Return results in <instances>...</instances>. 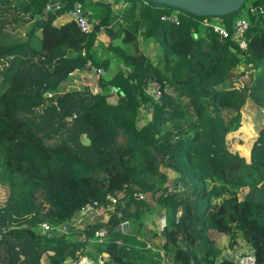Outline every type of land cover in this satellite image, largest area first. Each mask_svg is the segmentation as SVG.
I'll use <instances>...</instances> for the list:
<instances>
[{
  "label": "trees",
  "instance_id": "1",
  "mask_svg": "<svg viewBox=\"0 0 264 264\" xmlns=\"http://www.w3.org/2000/svg\"><path fill=\"white\" fill-rule=\"evenodd\" d=\"M248 1L221 16L223 37L213 17L149 0H0V264H76L91 246L107 254L98 264H234L224 251L240 242L264 264V126L253 139L232 135L246 105L264 108V0L246 47L233 38ZM77 3L91 14L88 33L54 22ZM20 26L25 40L13 34ZM140 38L158 44L155 60ZM93 68L101 93L66 89L72 71ZM95 202L107 219L81 226Z\"/></svg>",
  "mask_w": 264,
  "mask_h": 264
},
{
  "label": "rangeland",
  "instance_id": "2",
  "mask_svg": "<svg viewBox=\"0 0 264 264\" xmlns=\"http://www.w3.org/2000/svg\"><path fill=\"white\" fill-rule=\"evenodd\" d=\"M255 4V0H249L248 1V5L254 7ZM124 3L121 2L120 4H113L112 9L113 10H117L120 11L123 7ZM69 8L67 9V11H65L62 15L60 16H56L55 18V22L56 24H60L64 21L70 20V16H68L69 14ZM243 11V10H242ZM221 17H213L212 20L216 23L222 24L220 21L222 19H220ZM234 22V20H233ZM224 25V24H223ZM13 34L19 38H21L22 40H25L27 38V35L25 34V30L23 29L22 26L18 27L16 30L13 31ZM37 34L39 36H42L41 30L37 32ZM98 39L100 42H103L105 45L107 44L108 40H109V35H107L104 31L99 32L98 34ZM140 41V47L142 49V51L146 54V56L150 59V60H155L156 59V54L158 53L160 47L158 46V44L155 42V40L153 39H148L145 40L143 38L139 39ZM111 58H115L116 56L114 54L111 55ZM87 78V79H85ZM64 82H62L63 85ZM66 89L69 91L75 90V89H84V88H88L90 92L95 93L94 92V86H97L100 88V85L98 84V75L93 72V70H91L90 72H84L82 70H80L79 72H77L76 74H74L69 80L66 81ZM92 83V85L90 84ZM150 87V86H149ZM148 87V88H149ZM100 93H101V89H100ZM46 98H50L49 95H44ZM117 100V96L116 94H114L113 92L111 93V96L109 98V102H116ZM38 114H44V112L38 110L36 111ZM227 113H224V116L227 117ZM147 118L146 113L141 110L140 111V116H139V124L142 123L145 119ZM227 119V118H226ZM39 121V119H38ZM264 126V108L262 107H258L255 105H246L242 111V120H241V126L239 127V129L237 131H235L232 135L233 137L236 138L238 132L242 131L243 133H245L247 135V137L249 139H253L256 138L258 136V130ZM42 127V126H41ZM51 130V128H50ZM48 127L44 126L42 128H40V132L42 133V131H50ZM37 132V129H36ZM40 137H42V134H38ZM236 143V142H235ZM235 145H239V144H235ZM241 146V145H239ZM240 149H242L245 153H249V151L247 152V149L244 148V146L239 147ZM178 183V182H176ZM175 185V184H174ZM179 185V184H178ZM171 185H168V190L170 191ZM174 188V187H173ZM8 195V190L7 188L0 186V202H3L6 197ZM143 200H145L147 203L152 204L153 205V200L152 197L150 195V193L144 194L143 197L141 198ZM99 214V213H103L101 210L100 211H93L91 213H88L82 217H85L87 215L90 214ZM152 217L148 218V221L151 220ZM163 221V217L159 214V218L156 219V223L158 224L157 226L154 225L155 227L159 228V224H161ZM219 235V239H220V243L223 244H227V236L221 233H217L212 231L210 233L212 238H217L216 236Z\"/></svg>",
  "mask_w": 264,
  "mask_h": 264
},
{
  "label": "built area",
  "instance_id": "3",
  "mask_svg": "<svg viewBox=\"0 0 264 264\" xmlns=\"http://www.w3.org/2000/svg\"><path fill=\"white\" fill-rule=\"evenodd\" d=\"M108 1L113 2V0H108ZM59 6H60V4L56 3V2L48 3L46 6V10L57 8ZM253 9L254 8L252 6H248V9H243L241 14L236 16V18L233 22V38H235L238 41L241 48L246 47V41L244 39V35H245L246 30L248 29L249 15L253 14ZM69 13H70V19H72L76 22V24L79 27L81 32L88 33L91 31V24L88 23V16L86 13L83 12L80 4H78V3L74 4L72 9H70ZM163 18H166V17L163 16ZM169 20L172 22L178 23L177 18L175 16L169 17ZM220 22L222 24L216 23L212 20L211 22H209L207 24L210 25L212 27L213 31L217 32L219 35H221L223 37L228 36V30L226 29L225 25H223L224 23L222 21H220ZM79 71H80L79 69H75L74 71H72L70 73V75H71L70 77H72L74 74H76ZM93 71L98 76L104 74V72L101 68H93ZM93 89H94L95 93H100L99 87L94 86ZM147 93L150 94L151 96H153L154 99H158L161 95V91H160L157 84H152L147 89ZM48 95L50 96V94H48ZM121 197H122V194L120 192L114 196H109V201L111 204L110 208L113 209L117 205L118 200ZM99 210H100V208L97 207L96 202L92 203V204H86L83 207V209L81 210L80 215H86V214L91 213L93 211L98 212ZM178 218H179V212H177V214H176V220H178ZM41 229L49 231L51 229V227L47 223H42ZM64 229H65V227H63V230ZM103 233H105V231H99L98 232V234H103ZM233 262H234V264H259L257 262L256 257H255L253 252H242V253L236 255L235 257H233Z\"/></svg>",
  "mask_w": 264,
  "mask_h": 264
},
{
  "label": "water",
  "instance_id": "4",
  "mask_svg": "<svg viewBox=\"0 0 264 264\" xmlns=\"http://www.w3.org/2000/svg\"><path fill=\"white\" fill-rule=\"evenodd\" d=\"M152 2L162 3L171 7L186 10L196 16L221 17L241 9L246 0H149ZM88 23L91 24V14H88ZM147 81H145V84ZM119 95V93H117ZM178 183H175L174 190L177 189ZM181 188V183H179ZM114 242L108 244L106 249L116 246Z\"/></svg>",
  "mask_w": 264,
  "mask_h": 264
},
{
  "label": "crops",
  "instance_id": "5",
  "mask_svg": "<svg viewBox=\"0 0 264 264\" xmlns=\"http://www.w3.org/2000/svg\"><path fill=\"white\" fill-rule=\"evenodd\" d=\"M68 16H70V13L68 14ZM55 24H56V22H55ZM90 84L92 85V83H90ZM106 214L107 213L103 212L102 214L101 213H99V214L98 213L97 214H90V215H87L85 217H82L84 215H80L79 218L77 219V222L81 226H83V225H85L87 223H94V222H97V221H103V220L107 219L108 215H106ZM100 231H105V233H106L105 229H101ZM105 233H103V234H105ZM217 235H218V236H216L217 238L216 239L214 238L216 240L217 244H220V246H225V244L222 245L220 243L221 242L220 239H219V235L220 234H217ZM100 241L101 240H98L97 242H100ZM93 247L94 246L87 247L86 254L76 264H98L104 258L107 257L106 253H100ZM242 252H253L250 244L245 243V242H240V244L238 246H235L232 249L226 247V249L224 251V256L228 257L231 260H233V257H235L236 255H238V254H240Z\"/></svg>",
  "mask_w": 264,
  "mask_h": 264
}]
</instances>
